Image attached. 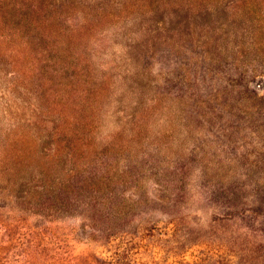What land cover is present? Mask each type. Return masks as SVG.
<instances>
[{
  "label": "rangeland",
  "instance_id": "374dc122",
  "mask_svg": "<svg viewBox=\"0 0 264 264\" xmlns=\"http://www.w3.org/2000/svg\"><path fill=\"white\" fill-rule=\"evenodd\" d=\"M0 264H264V0H0Z\"/></svg>",
  "mask_w": 264,
  "mask_h": 264
}]
</instances>
